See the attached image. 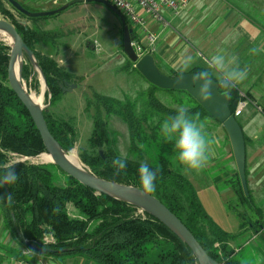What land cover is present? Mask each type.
Segmentation results:
<instances>
[{
    "label": "trees",
    "instance_id": "1",
    "mask_svg": "<svg viewBox=\"0 0 264 264\" xmlns=\"http://www.w3.org/2000/svg\"><path fill=\"white\" fill-rule=\"evenodd\" d=\"M4 3L8 2L0 0V12L8 17L33 52L45 78L50 95L49 103L53 105L62 94L63 87L77 83L76 78L59 65L55 58L34 49L35 43L50 42L56 36L44 30H32L27 27V23L23 25L21 21L24 19L28 21L41 17H26L14 8L10 13ZM121 16L127 24L124 16ZM128 27L130 28L129 25ZM9 50L5 43L0 42V165L13 162L14 154L32 157L45 152L31 117L8 82ZM25 61L34 67L24 54L23 64ZM198 71L193 69L189 72ZM21 75L22 78L27 77L24 66ZM167 75L179 74L173 72ZM159 89L151 85V90L147 93L148 107L161 116L155 124L148 121V118L138 117L133 103L128 100L94 94L93 103L88 105H93L95 109L88 146L96 152L89 154L82 151L79 159L91 173L102 179L141 189L138 173L140 163L145 162L144 157L156 148L154 163H148L151 169L158 170L156 191L151 195L180 219L211 258L221 264H241L232 258L233 251L227 245L235 237L221 229L206 213L192 182L183 172L184 169L180 170L182 166L175 160L173 142L167 141L161 135L160 124L165 118L175 115L176 111H172L155 97L154 91ZM165 91L184 92L194 102L193 107L189 108L190 114L199 112L202 121L206 118L215 121L187 92ZM219 91L224 90L219 88ZM228 93L232 114L237 102L243 97L237 88ZM243 95L250 98L248 93ZM101 110L107 116L120 117L128 128L130 158L127 157L126 169L118 175L112 162L121 156L113 146L114 141L110 139L107 121L102 119ZM43 116L50 133L67 152L68 146L76 140L74 123L62 119L59 121L60 128L56 130L45 109ZM14 162L19 179L14 184L0 187V196L8 193L12 195L11 204L0 201V213L5 227L20 246L35 250L39 256L42 253L81 255L97 264H197L190 248L149 214L143 212L141 215L138 208L97 193L68 175L66 184L58 185L55 170L61 169L56 165L38 164L30 160ZM2 171L0 168V173ZM229 183L235 191L238 203L258 215L257 221L244 222L251 224L254 231L264 227L261 212L251 203L249 194H244L238 174ZM71 206L75 211L73 215L68 212V207ZM229 210L235 211V208L230 204ZM235 213L242 227L244 214L237 211ZM45 236H50L53 241L45 242ZM216 243L218 249L214 246Z\"/></svg>",
    "mask_w": 264,
    "mask_h": 264
},
{
    "label": "rangeland",
    "instance_id": "2",
    "mask_svg": "<svg viewBox=\"0 0 264 264\" xmlns=\"http://www.w3.org/2000/svg\"><path fill=\"white\" fill-rule=\"evenodd\" d=\"M36 1L37 0H31V2H25V8L33 12L41 9V11H46L43 9L47 8H50L51 10L59 9L62 6H65L63 10L54 15L41 17L35 20L28 19L27 27L36 31L44 30L56 36V38L50 42L44 41L43 43L50 45L53 48L59 47L58 45H60L58 54L64 61L68 72L76 78L77 83L76 87L71 91L62 92L53 105H50V103L47 105L48 101H50V95L47 92V88L46 86L43 87V82L38 71L25 61L23 66L26 69L27 77L22 78L24 90L26 93L33 92L35 94H42V108L46 110L48 119L56 130L60 128L59 121L62 119L74 123L77 132L76 140L72 145L68 146L66 153L75 155L77 161L88 169L86 165L80 161L79 153L82 151L89 154L96 152V150L90 149L88 146V138L93 129V117L95 114L93 105H88L93 103V95L99 94L119 100H128L133 103L134 111L138 117L148 118V121L155 124L160 120L161 116L152 111L147 105V93L151 90L152 84L142 77L134 67V63H132L123 53L122 23L119 17L106 4L98 1H83L72 5H68V2L71 0L68 2H66V0H61L57 4H53L54 0H38L39 3ZM64 2L65 4L62 5ZM4 5L8 12L11 13L14 10L9 3H4ZM189 10L190 7L181 15L182 18H185L188 24L184 30V39L182 43L178 44L177 47L175 46L176 43L169 47H166L167 44L164 43L161 45V49H165V52L155 63L157 67L166 74L173 72L179 74L176 71V63L184 53L192 55L195 60V63L187 72L193 69L201 70L206 67L204 64V59L208 58L206 52L202 47L197 46V42L194 39V34L197 31H190L188 29L189 27L194 26L197 21H199V25L201 26V19L196 20V13L194 15L193 11L190 14ZM0 20H5L11 23L8 17L1 12ZM208 22L209 21L206 20L204 21L205 24H202L204 29ZM177 23V20L172 21V25H177ZM0 42L5 43V45L10 48V44L5 37H0ZM176 42L180 43L179 40ZM41 43L42 42H37L34 44V49L37 52L46 55L52 53L50 51L51 48L48 46L46 47L44 46L45 44ZM156 48H158V46H156ZM154 53L152 56H154ZM57 63L59 64V62ZM154 95L172 111H176V108L181 105L189 108L194 105L193 100H191L184 92H168L159 89L154 91ZM101 115L102 119L107 121L110 139L112 142L114 141L113 146L117 152L120 156L123 152L130 158L128 152V128L126 124L120 117L115 115L107 116L102 110ZM206 119L205 121H213L209 118ZM206 131L210 135L211 124L208 122H206ZM153 150L154 151L149 152V155L144 157V161L149 164L154 163L153 158H156L157 149L154 148ZM44 155L50 154L42 152L37 156L32 157L14 154L12 155V161L30 160L38 164L55 165L52 161H45L43 159ZM222 163H220V165ZM182 169L183 168L180 167L181 171ZM183 172L186 175L188 174L187 177L205 203L206 210L211 215L213 214L216 218H219L222 210L217 207H212L205 202L206 199L204 198V195L211 194L212 190H207L206 186L202 187V183H199V181L196 180V175H199V177L205 181L203 185L207 182H211L213 178L212 171L209 169H202L199 173H188L185 170H183ZM55 175L56 183L58 185L63 186L66 184V173L62 170H55ZM191 175L195 177L193 178ZM231 206L233 209L235 208V211L237 212L249 213L247 208H243V206L238 203V199H235ZM72 208V206L68 207L70 215L75 213ZM235 211H229L230 213L225 217L226 223L224 224L231 230H236L239 223ZM245 215L247 216V214ZM254 218L255 215H253V219ZM48 237L50 236H45V239ZM246 239L247 236H244L240 241L236 242V245L239 247V252L235 258L244 263L264 264V234H259L257 238L251 239L245 244L244 241ZM48 241H50V239L45 240V242ZM18 248L29 250L22 246H18ZM215 248L218 249V246H215ZM20 256H24L27 260L33 258L29 253ZM40 259L47 264H97L81 255L59 256L42 253L40 254Z\"/></svg>",
    "mask_w": 264,
    "mask_h": 264
},
{
    "label": "crops",
    "instance_id": "3",
    "mask_svg": "<svg viewBox=\"0 0 264 264\" xmlns=\"http://www.w3.org/2000/svg\"><path fill=\"white\" fill-rule=\"evenodd\" d=\"M59 1L61 0H54L53 4H57ZM68 1L66 0V2ZM19 2L25 5V2H31V0H19ZM36 2L39 3L38 0ZM64 4L65 2L62 5ZM189 7L190 14L194 11L193 14L195 15L196 13L195 19H201V26L199 25V21H197L194 26L188 29L190 31H197L194 34V39L198 42L196 43L197 46L205 50L207 57H210L219 49H224L229 55L238 57L240 68L247 67L248 69L247 79L236 86L241 94L248 93L250 95L248 99L249 103L245 106L237 120L241 126L245 143V179L248 194L251 203L261 212V220L264 222V125L254 126L256 128L255 135H249L245 131L246 125L254 117L257 115L264 116V0H202L200 6H197V0H191ZM41 10L33 12H41ZM43 10L49 11L51 9L47 8ZM165 16L170 20V28L160 29L158 24L150 23L153 30L159 34L156 45L158 48H156L153 56L155 62L165 52V49H161L163 43L167 44L166 47L172 46L174 43H176L175 46L177 47L178 44L182 43L184 30L188 25L185 18L181 16L173 19L169 17L168 13H165ZM173 20L178 21L177 25H172ZM206 20L209 22L206 23L207 25L204 29L202 24H205L204 21ZM225 37H229L227 44L223 43ZM177 40L180 43H177ZM41 44L45 43L42 42ZM44 46L51 48L50 51L52 53L48 55L55 58L59 62V65L66 68L64 61L58 54L60 45L56 48L47 44ZM253 48L258 49L255 54L250 52ZM66 70L68 71L67 68ZM213 78L216 77L213 76ZM206 122L211 124L209 138L218 141V143L212 145V155L209 158L207 166L203 169L212 171L213 178L211 182H207L205 185H203L205 181L199 175H196V180L202 183V187L206 186L207 190H212V193L205 194L204 198L208 205L222 210L219 218H216L213 214L211 215L206 210L205 203L199 193L196 192L210 218L221 229L235 237L227 243L228 247L233 251L232 258L241 264H251L241 262L235 258L239 252L236 242L240 241L242 237L247 236L248 240L246 239L247 241L245 240L244 243H248L251 239L257 238L259 234H264V227L254 231L251 224L244 222L247 220H258V215L250 210L248 211L249 213H243L244 220L242 221V227L240 222L236 230L228 229L225 226V217L230 213L229 205L236 198L235 191L229 181L233 180L235 175L238 174L237 167L228 135L221 124L216 121ZM191 177L194 178L195 176L191 175ZM253 215H255L254 219ZM18 246L20 244L17 243L12 233L5 227L0 213V264H5L12 258L19 257L24 252L28 253L25 249L18 248ZM31 261L44 262L40 259L39 255L33 257Z\"/></svg>",
    "mask_w": 264,
    "mask_h": 264
},
{
    "label": "water",
    "instance_id": "4",
    "mask_svg": "<svg viewBox=\"0 0 264 264\" xmlns=\"http://www.w3.org/2000/svg\"><path fill=\"white\" fill-rule=\"evenodd\" d=\"M6 1L16 11L30 18L51 16L65 8V6H62L59 9L32 12L24 8L16 0ZM83 1H98L104 3L119 17L123 25V53L132 63H134V67L136 68V70L147 82L160 89L182 90L187 92L217 123L221 124L226 134L228 135L240 183L244 194L247 195L248 191L245 179V143L241 126L238 120L231 114V111L229 109V93L225 95L224 91H219L218 85L215 84V79L212 78L214 81L211 99L208 101L200 99L196 92V89H194L192 85V76L196 73L185 72L183 74V81L178 82V77L180 74L169 76L163 73L157 67L155 60L151 54H145L138 58L133 47L131 46V41L133 40L132 29L129 28L125 23V20L123 19L121 14L106 0H71L68 2V5ZM21 23L25 25L26 21H21ZM0 31H3L11 39V49L7 68L10 87L31 117L42 139L45 152L51 155L52 162L68 176L72 177L73 179L92 189L93 191L107 195L118 201L130 204L138 208L142 212L147 213L157 219L190 248L196 258L197 264H221L208 255V253L198 243L189 229L155 196L151 194L145 196L142 194V190L139 188L102 179L91 173L84 166L77 167L67 160L65 155L66 152L52 136L47 127L45 118L43 116V108L35 105L29 100L27 93L22 88L14 73L15 63L17 60H19V76L22 81L21 73L25 54L31 61L34 68L38 71L43 82V87L46 86L44 75L35 61L33 52L24 43L21 36L18 34L11 23L5 20H0ZM75 87L76 84H69L67 85V87H63L62 91L68 92ZM47 105H49V101Z\"/></svg>",
    "mask_w": 264,
    "mask_h": 264
},
{
    "label": "clouds",
    "instance_id": "5",
    "mask_svg": "<svg viewBox=\"0 0 264 264\" xmlns=\"http://www.w3.org/2000/svg\"><path fill=\"white\" fill-rule=\"evenodd\" d=\"M202 4V0H197V6ZM229 37H225L223 43L227 44ZM198 43V42H197ZM258 49L253 48L251 53L255 54ZM195 63L194 57L189 54H182L176 63V71L180 74L178 82L184 79V73L187 72ZM205 68L196 72L192 76V85L200 99L208 101L212 97L213 79L215 75V84L218 88L224 90L225 95L237 85L247 79L248 69L240 68L238 57L229 55L224 49L217 50L210 57L204 59ZM256 125H264V116L257 115L245 127L249 135H255ZM160 132L164 139L173 142L176 162L182 168L191 173H199L204 169L212 155V145L218 141L209 138L206 131V121L201 120L199 112L190 114L189 107L181 105L176 108L175 115L169 116L160 124ZM122 157V158H121ZM121 157L113 160L112 166L116 169L118 175L127 167V156L123 152ZM3 169L0 173V187L14 184L19 176L15 170V162H9L0 165ZM157 171L149 167L147 162H141L138 173L142 194L147 196L156 191ZM0 201L8 204L12 202V195L8 193L0 196ZM33 257L38 254L35 250H26Z\"/></svg>",
    "mask_w": 264,
    "mask_h": 264
},
{
    "label": "built area",
    "instance_id": "6",
    "mask_svg": "<svg viewBox=\"0 0 264 264\" xmlns=\"http://www.w3.org/2000/svg\"><path fill=\"white\" fill-rule=\"evenodd\" d=\"M116 10H118L128 22L132 29L133 47L138 58L145 54H151L156 50V42L159 38L157 31L153 30L151 22L159 25L160 29L170 28V20L165 16L169 14L170 18L180 17L189 8L191 0H106ZM167 18V19H166ZM127 24V25H128ZM241 94V93H240ZM244 97L243 94H241ZM249 103L247 98L240 99L232 115L238 118L245 106ZM259 110L260 108L257 107ZM138 213L143 212L138 209ZM48 242H52L53 239ZM45 239V240H47ZM218 246V243L215 244ZM26 255V252L23 253ZM6 264H47L46 262L27 260L24 256L12 258Z\"/></svg>",
    "mask_w": 264,
    "mask_h": 264
},
{
    "label": "bare ground",
    "instance_id": "7",
    "mask_svg": "<svg viewBox=\"0 0 264 264\" xmlns=\"http://www.w3.org/2000/svg\"><path fill=\"white\" fill-rule=\"evenodd\" d=\"M0 37H5L7 39V41L9 42V44H11V39L3 31H0ZM14 73H15L17 80L20 82L22 88L24 89L23 83H22L20 76H19V60H17L15 63ZM27 96L32 103H34L35 105H37L39 107H42L43 96L41 93L40 94H35L33 92L27 93ZM65 155H66L67 160L69 162H71L73 165H75L77 167H82V165L77 161L75 155L67 154V153ZM43 159L45 161H52L51 155H44Z\"/></svg>",
    "mask_w": 264,
    "mask_h": 264
}]
</instances>
